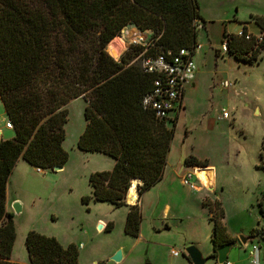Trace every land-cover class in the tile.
I'll use <instances>...</instances> for the list:
<instances>
[{
    "label": "trees",
    "instance_id": "16d2710c",
    "mask_svg": "<svg viewBox=\"0 0 264 264\" xmlns=\"http://www.w3.org/2000/svg\"><path fill=\"white\" fill-rule=\"evenodd\" d=\"M197 23L205 24L197 0H0V101L13 131L11 139L0 140V264H19L10 259L16 233L6 208L9 177L19 160L41 171L65 165L64 106L70 101L86 103L77 149L114 161L110 171L88 177L91 196L83 204L126 207L133 181L140 183L139 198L161 181L175 133L167 124L175 119L158 120L143 105L158 75L145 73L140 63L158 56L170 62L181 49L193 51ZM254 23L260 38L245 28L236 35L223 32L221 44L237 62L251 65L264 50V19ZM128 26L151 32L149 46H132L116 61L107 45ZM140 53V63H132ZM184 165L208 167L194 157ZM202 206L212 227L210 260L218 247L234 240L222 224L220 203ZM258 208L264 218V194ZM140 223L139 207L130 206L124 234L137 238ZM24 246L29 264H78L74 244L62 247L52 237L29 232Z\"/></svg>",
    "mask_w": 264,
    "mask_h": 264
},
{
    "label": "rangeland",
    "instance_id": "374dc122",
    "mask_svg": "<svg viewBox=\"0 0 264 264\" xmlns=\"http://www.w3.org/2000/svg\"><path fill=\"white\" fill-rule=\"evenodd\" d=\"M197 2L206 24L204 27L197 23L196 41L200 49L196 50L193 59L198 68L195 86L185 89L184 110L174 124H167L175 133L173 153L162 184H165L162 204H168L170 216L176 218H168L162 224L157 220L161 208L154 213L155 206L144 207L140 223L143 238L138 243L124 234V207L116 209L106 203H82L83 198L90 197L88 176L103 172L105 163H112V160L77 149V141L86 124L83 118L86 103L78 98L64 106L67 123L62 148L68 159L63 168L57 172L37 173L24 161H19L9 177L6 208L13 216L16 233L10 257L12 262L27 261L24 239L29 232H36L54 238L62 247L77 245L78 264H146V261L149 264H189L184 256L188 247H195L203 257H209L213 251L212 227L207 208L201 206L200 198L213 201L217 196L224 211L225 224H222L225 231L232 234L237 243L239 236L252 239L246 248L239 243L232 248L228 262L264 264V218L258 208L264 194V156L260 159L261 153L264 155V50L253 64L248 65L235 61L221 44L223 32L238 33L241 24H249V29L257 33L254 21L264 19V0ZM256 35L257 38L261 36ZM151 36L149 31L141 33L133 26L126 27L120 33L127 45L122 55L132 46L148 48ZM142 54L132 63L139 64ZM223 83L229 88H224ZM224 113L228 114V119L222 118ZM1 120L5 127L0 103ZM8 131L10 136L3 140L13 137L12 130ZM177 155L181 159L191 156L209 160L217 167L219 189L213 192L206 189L196 194L189 186H181L179 179L176 180L180 175L170 170ZM260 165L263 169L258 168ZM200 169L203 168L191 171L195 175ZM211 173L208 171L207 181L212 183ZM189 182L193 183L194 178ZM199 185L192 184V187ZM157 190L154 189L148 198H157ZM14 203L20 205L19 214L13 209ZM98 220L111 222V230H98L101 224ZM166 224L168 229L164 228ZM155 243L159 245H151ZM117 247L116 252L123 248L126 255L129 251L127 260L119 263L111 260V251ZM171 249L180 252L178 258L170 256ZM206 264L217 263L208 260Z\"/></svg>",
    "mask_w": 264,
    "mask_h": 264
},
{
    "label": "built area",
    "instance_id": "2783aa9c",
    "mask_svg": "<svg viewBox=\"0 0 264 264\" xmlns=\"http://www.w3.org/2000/svg\"><path fill=\"white\" fill-rule=\"evenodd\" d=\"M200 46H196L193 51L188 49L179 50L170 62H166L163 56L154 59L147 58L141 60V68L145 73H156L157 79L154 81V89L152 93L147 95L143 100V105L150 108L158 120H166L172 112H175L181 102L184 87L194 79L197 71L193 61V56ZM224 51L225 46L222 48ZM224 88H229L227 83H223ZM223 119H228V114L222 115ZM5 128L11 130L12 125L9 121L5 122ZM37 173L41 170L36 169ZM191 174L183 177L182 183L189 185ZM133 205H138L139 197L136 195ZM180 254L177 250H172L171 255L178 257ZM255 262L252 261V264ZM224 264H230L226 262Z\"/></svg>",
    "mask_w": 264,
    "mask_h": 264
},
{
    "label": "crops",
    "instance_id": "0c3cea01",
    "mask_svg": "<svg viewBox=\"0 0 264 264\" xmlns=\"http://www.w3.org/2000/svg\"><path fill=\"white\" fill-rule=\"evenodd\" d=\"M238 9V8H237ZM200 14V13H199ZM200 17L205 21V19L200 15ZM205 24H206V22H205ZM205 24H204V27H205ZM255 24V23H254ZM249 24H248V26L246 25L245 26V24L243 25V24H241V30H242V28H245L246 29V33L248 34V35H252V36H254V37H257V35L256 34H258L259 35V29H258V27L255 25V27H256V30H257V33H253L252 32V30H250L249 29ZM241 30H239V32H241ZM238 32V33H239ZM238 33H234V35H236V34H238ZM195 54H196V52H195ZM194 54V55H195ZM193 59H194V56H193ZM194 61V60H193ZM195 63V62H194ZM196 65V64H195ZM196 68H197V66H196ZM197 72H198V68H197V71H196V73H195V75H194V79L191 81V82H189L185 87H184V89H183V94H182V98H181V102L179 103V107H177V109H176V111L175 112H172L171 113V117H170V115H169V117L170 118H174L175 120H177V116L184 110V104H183V98H184V92H185V89L187 88V87H189V86H191L192 88H194V80H195V77H196V74H197ZM0 103H1V101H0ZM1 105H2V103H1ZM2 108H3V106H2ZM3 112H4V110H3ZM4 116H5V113H4ZM1 117H3L2 115H1ZM5 119H6V121H8L7 120V118H6V116H5ZM3 124V122H2V120H1V122H0V140H3V139H8V137L10 136L9 134H10V131H8L9 129H5V127H4V125H2ZM13 132V131H12ZM7 134V135H6ZM5 135V136H4ZM173 142V141H172ZM173 145L171 144V148H170V152H169V154H168V157H167V162H166V166H165V169H164V173H163V177H162V179H161V181L159 182V183H157L154 187H152L148 192H146L145 194H143L140 198H139V203H138V207H139V209H140V213H141V220H142V212H143V209H144V207H148V206H150V208L151 207H154L155 206V210H154V213L156 212L157 213V210H158V208H161V215H158L157 216V220H160L161 222L162 221H164V220H166V219H168V218H173V219H175L176 217H175V215H172V216H170V207H169V205L168 204H162V196H163V194H164V192H165V184L164 185H162L163 183H165V175H166V173H167V167H168V165H169V162H170V158H171V155H172V153H173ZM90 154V153H89ZM96 155H101V154H96ZM103 156V155H102ZM239 153H237V157H236V159H238L239 158ZM105 157H107V156H105ZM189 157H191V156H189ZM189 157H187V156H184L182 159L180 158V156L179 155H177L175 158H174V162L171 164V166H170V170H174V172H176L177 171V173H178V175H180V177L178 178V176H176V180L177 179H179V184L181 185V186H184L185 187V185L182 183V179H183V177L184 176H186V175H188V174H191L192 176H191V179H190V181L194 178V182L193 183H190L189 182V185H187V186H189V189L193 192V193H196V194H199V193H201V192H205V190L206 189H204V188H202L200 185H199V182L198 181H196V179H195V175H194V173H193V171H191V170H194V169H196V168H187V167H185V165H184V160L186 159V158H189ZM107 158H109V157H107ZM109 159H111V158H109ZM197 159V158H196ZM236 159L235 160H233V161H236ZM112 160V159H111ZM199 160V159H198ZM19 161H22V160H19ZM18 161V162H19ZM200 161H207V163H208V167L207 168H205V169H208V171L210 172V170H211V180H212V183L214 184V187H213V190H215L216 188H218L219 189V187H220V184L218 183V181H217V167H215V165H213V164H211L210 162H209V160H207V159H203V160H200ZM113 166H114V161L112 160V163H105V168H104V171H110L112 168H113ZM34 169V168H33ZM34 170H36V169H34ZM207 171V172H208ZM36 172V171H35ZM46 172V171H45ZM102 172V171H101ZM89 177V176H88ZM88 180V179H87ZM136 182V195H138L137 194V187L140 185V183H139V181H135ZM88 183V182H87ZM192 184H198L199 185V187H192ZM88 185V184H87ZM88 188H89V190H90V196H91V188L88 186ZM156 190V189H158L157 190V198H155L154 196L152 197V198H148V195L153 191V190ZM195 189H197V190H199V191H194ZM213 190L212 191H208V192H213ZM221 191L223 190V188H221L220 189ZM207 191V190H206ZM166 192H167V190H166ZM154 195V194H153ZM6 197H7V203H8V195H7V193H6ZM218 197L216 196L215 197V200H210V199H208V200H202L203 199V196H201V198H200V201H201V206H202V203L204 202V201H209V202H214V201H218L219 203H220V201L217 199ZM15 201H17V200H15ZM15 201H13V202H15ZM134 201H135V199L133 200V201H131V202H129V200H128V194H127V200L125 199V203H126V207H124L125 208V213H124V217H125V219H126V216H127V213L129 212V207L130 206H133V203H134ZM107 204V203H106ZM108 205H110V204H108ZM163 205V206H162ZM110 206H112V205H110ZM220 206H221V203H220ZM113 207V206H112ZM203 207V206H202ZM114 208V207H113ZM222 208V207H221ZM208 211V210H207ZM224 212V211H223ZM125 219H124V222H123V225L125 224ZM208 219H209V213H208ZM101 224L100 225H102V230L104 231V229H105V227L107 226V225H109L111 222H108V221H106V222H104V221H102V220H98ZM223 221H224V219H223ZM222 221V222H223ZM224 223V222H223ZM162 224H164V222H162ZM225 224V223H224ZM225 226V225H224ZM164 228H169V226H168V224H166V226L164 227ZM225 229H226V227H225ZM157 230L159 231L160 230V228H157ZM227 230V229H226ZM226 234L231 238V239H233L234 240V236H232V234H230L228 231H226ZM125 236H127V235H125ZM127 237H129V236H127ZM129 238H132L133 240L134 239H136V242H140V240H142V233H141V225H140V231H139V236L137 237V238H133V237H129ZM143 242V241H142ZM151 245H153V246H157V245H159V244H151ZM77 246V245H76ZM248 246V245H247ZM254 247V246H253ZM119 248L117 247V248H113L112 249V251H111V254H110V257L112 258V255L118 250ZM79 250V249H78ZM173 249H171L170 250V256L172 257V258H178V257H173L172 255H171V251H172ZM175 250V249H174ZM213 250V249H212ZM121 256H122V259H121V261H125V260H127V257H128V254H129V251L127 252V254L125 255L124 253H123V248H121ZM213 254V251H211V254L210 255H212ZM209 255V254H208ZM207 258V257H206ZM185 259L187 260V262L190 264V262L188 261V259L185 257ZM227 259H228V257H227ZM211 260H215V262L217 263V261H216V258L214 259V258H212ZM15 263H19V264H29V262H28V258H27V261L26 262H20V261H14ZM227 262H228V260H227ZM231 264V263H230Z\"/></svg>",
    "mask_w": 264,
    "mask_h": 264
},
{
    "label": "water",
    "instance_id": "95a60500",
    "mask_svg": "<svg viewBox=\"0 0 264 264\" xmlns=\"http://www.w3.org/2000/svg\"><path fill=\"white\" fill-rule=\"evenodd\" d=\"M62 168L63 167H55L53 168L52 171L57 172V171H60ZM13 209L15 210V213L19 214L21 208L18 203H14ZM98 230H102V225H98ZM237 240L241 247L246 248L248 243H250L252 239L248 237H244V236H239ZM238 243L233 242V243L224 244L218 247L215 251L217 264L226 263L228 254L230 253L232 248L238 245ZM184 256L188 259L190 264H206V262L209 260L208 258L203 257L202 254L193 246L185 249ZM121 259H122L121 251L116 252L111 258V260L114 263L121 262Z\"/></svg>",
    "mask_w": 264,
    "mask_h": 264
},
{
    "label": "bare ground",
    "instance_id": "6f19581e",
    "mask_svg": "<svg viewBox=\"0 0 264 264\" xmlns=\"http://www.w3.org/2000/svg\"><path fill=\"white\" fill-rule=\"evenodd\" d=\"M136 43V42H134ZM126 40L123 37H115L107 46L106 51L108 55L116 60L122 53L126 50ZM196 179L199 180V183L208 191H212L214 184L207 181L208 172L203 168L195 172ZM136 198V182L131 183L130 189L128 191V200L129 202L133 201ZM127 199V198H126Z\"/></svg>",
    "mask_w": 264,
    "mask_h": 264
},
{
    "label": "flooded vegetation",
    "instance_id": "af4514ba",
    "mask_svg": "<svg viewBox=\"0 0 264 264\" xmlns=\"http://www.w3.org/2000/svg\"><path fill=\"white\" fill-rule=\"evenodd\" d=\"M208 258V257H207ZM211 260V259H210Z\"/></svg>",
    "mask_w": 264,
    "mask_h": 264
}]
</instances>
